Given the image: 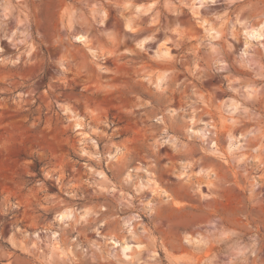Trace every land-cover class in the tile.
<instances>
[{
	"label": "clouds",
	"instance_id": "clouds-1",
	"mask_svg": "<svg viewBox=\"0 0 264 264\" xmlns=\"http://www.w3.org/2000/svg\"><path fill=\"white\" fill-rule=\"evenodd\" d=\"M0 264H264V0H0Z\"/></svg>",
	"mask_w": 264,
	"mask_h": 264
}]
</instances>
